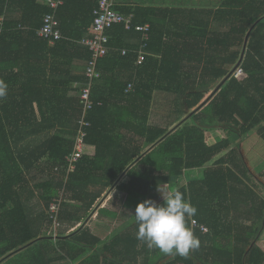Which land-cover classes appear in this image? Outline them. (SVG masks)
<instances>
[{
  "label": "trees",
  "instance_id": "16d2710c",
  "mask_svg": "<svg viewBox=\"0 0 264 264\" xmlns=\"http://www.w3.org/2000/svg\"><path fill=\"white\" fill-rule=\"evenodd\" d=\"M43 1L0 0V80L8 86L0 99V264H52L79 259L90 249L96 253L82 264L91 259L95 264H264L257 245L264 232V199L238 154L249 134L264 142V0H221L202 10L110 0L116 12L133 15V25L150 26L148 54L137 62L140 34L124 26L107 31L111 51L97 61L98 78L91 82L84 152L66 178L65 157L82 118L80 95L89 83L85 69L91 55L81 40L89 35L100 0H64L55 12L60 40L36 35L43 17L52 13ZM77 11L79 25L72 19ZM77 61L85 68L73 76ZM156 93L171 96L164 128L148 125ZM220 125L231 136L208 145L206 131ZM196 169H203L202 176L176 190L197 209L187 226L199 248L187 257L148 248L135 237L136 204ZM112 188V209L99 208L96 219L110 223L120 209L131 213L102 242L91 234L93 224L84 223ZM35 198L44 210L32 219L25 205ZM58 199V221L85 226L52 241L47 210ZM191 219L208 233L191 229Z\"/></svg>",
  "mask_w": 264,
  "mask_h": 264
},
{
  "label": "built area",
  "instance_id": "2783aa9c",
  "mask_svg": "<svg viewBox=\"0 0 264 264\" xmlns=\"http://www.w3.org/2000/svg\"><path fill=\"white\" fill-rule=\"evenodd\" d=\"M43 3L52 10V13L46 14L43 17L42 26L36 32V35L39 38L49 40L63 39V36L58 28L59 23L56 19L55 12L59 7L63 6L64 0H44ZM113 7V3L110 0H100L98 2L97 8L93 12L94 19L92 26L88 30L89 35L81 40V45L84 46L91 55V62L85 69V77L88 79L89 83L85 86L80 95L82 118L79 122L80 128H78L77 131L73 150L65 157V162L67 165L65 178L70 172L75 170L76 164L81 159L84 152L85 133L82 130V127L84 128L89 126V124L83 121V117L85 116L86 112L92 108L90 100L91 82L92 79L98 78V73L96 72L97 61L106 56L109 51H111V48L109 47L107 31L111 30L115 26H124L126 31H134L140 34V44L137 51L134 52L137 56V62H142L144 57L148 54L146 48L150 38V26L148 24L133 25V15L125 16L116 12ZM2 21L3 18H0V25ZM126 54V50L121 51L122 56H125ZM131 90L132 85L129 84L125 92L129 93ZM55 171L57 172V169H55ZM61 201V199L54 200L49 205L47 210L49 219L52 221L51 236L54 238L57 236V228L60 226L58 215L60 212ZM190 227L193 230H198L201 234L208 233L206 226L199 224L194 219H191Z\"/></svg>",
  "mask_w": 264,
  "mask_h": 264
},
{
  "label": "clouds",
  "instance_id": "9594fccd",
  "mask_svg": "<svg viewBox=\"0 0 264 264\" xmlns=\"http://www.w3.org/2000/svg\"><path fill=\"white\" fill-rule=\"evenodd\" d=\"M7 95L8 86L0 80V99ZM196 212L195 206L178 190L162 195V203L145 199L136 204L131 213L137 225L135 237L148 248L187 257L200 246L199 239L187 226L188 218L195 216Z\"/></svg>",
  "mask_w": 264,
  "mask_h": 264
},
{
  "label": "rangeland",
  "instance_id": "374dc122",
  "mask_svg": "<svg viewBox=\"0 0 264 264\" xmlns=\"http://www.w3.org/2000/svg\"><path fill=\"white\" fill-rule=\"evenodd\" d=\"M174 2H178V0H173ZM208 3H220L221 0H201ZM116 5H124V4H145L149 3H169V0H113ZM241 76L239 73H236V76ZM208 95L206 96V98ZM171 96L167 94H155V98L153 100V108H152V125L158 127H167V122L170 121L171 115ZM206 143L209 145L214 144L218 139H229L231 136L230 129L224 125H220V128H214L206 131ZM234 147V146H233ZM238 154L241 157L243 165L247 167L251 174L252 182L255 186H257V192L259 197L264 199V142L259 139L256 134H249L248 137L240 143V147L238 149ZM203 169H196L192 171L185 172L181 178L173 179L169 184L158 187V190L152 192L149 195V199L156 201L157 203L162 202V195L166 194L167 191L176 190L179 187L185 185L191 178H200L202 176ZM162 194V195H161ZM39 208L36 207L35 211H38ZM130 215L128 213H124L123 216L119 218V224L123 221L129 219ZM60 223V222H59ZM97 224L96 222H94ZM76 226H79L77 224ZM83 226V225H82ZM67 226L60 223V226L57 228V232H65ZM52 229V226H51ZM257 245L264 249V232L260 236L257 241ZM262 249V250H263Z\"/></svg>",
  "mask_w": 264,
  "mask_h": 264
},
{
  "label": "crops",
  "instance_id": "0c3cea01",
  "mask_svg": "<svg viewBox=\"0 0 264 264\" xmlns=\"http://www.w3.org/2000/svg\"><path fill=\"white\" fill-rule=\"evenodd\" d=\"M217 4L218 3H208V2H205V1L203 2L201 0H178V2H174L173 0H169V3L156 2V3L152 4V3L147 2V3L142 4V5H140V4H132V3L128 4L127 3V4H124V6H127V5L130 6L131 5V6H134V7L137 6V7H143V8H166V9L202 10V9H214V8H216ZM78 14H79V12L77 11V13L72 18L73 22L75 23V25H79L80 24V20H76L77 17H75ZM14 17L15 18H19V15L16 13L14 15ZM67 21H68V19H67ZM125 42L126 43H131L129 40L125 41ZM84 68H85V64L83 62H80V61L75 62L74 67H73V71H72L73 76L74 75H82L83 71H84ZM75 85L76 84H74L73 86H75ZM152 106H153V101L151 102L150 111H149V117H148V125L151 126V127H152V108H153ZM129 136L130 135L128 134L127 137H129ZM263 163H264V161H263ZM263 167H264V165H263ZM120 180H121V178H119L116 182H114L112 184V187L114 188L119 183ZM105 182H106V180H105ZM113 188L110 191H108L106 194H104L103 198L100 201H98V203L95 206L94 212L91 214V216L84 223L85 225H88L90 223L93 224V226L91 227L92 228L91 234L94 237H96L99 240H101L102 242H107L112 237L113 233L119 228L118 224H119L120 216L124 215V212H122V210L120 209L119 215H118V218H117L116 221L108 223V222H105V221L100 222V221H98L96 219L97 211H98L99 208L109 207V208L112 209V205L111 206L109 205V201L112 200L111 199L112 196L110 195V193L112 192ZM39 202L40 201L37 200V198H35V199L31 200L30 202L26 203V205H25L27 214L32 219L35 218L36 216H39V214H41V210H44L42 204L39 203ZM36 207L39 208L38 211H35ZM113 210H114V208H113ZM125 213L130 214L131 212L130 211H126ZM94 222H96L97 224H95ZM121 223H123V222H121ZM66 226H67V228H66L67 230L65 232L64 231L61 232V233L60 232H56L57 236L58 235L64 236V237L70 236L72 233H74L80 227V226L72 227V226H68V225H66ZM81 229H82V227H80V230ZM51 233H52V229L50 228L47 231V234L49 236H51ZM56 238L57 237H55V238L52 237V241L57 240ZM262 251L264 252V249ZM95 253H96V249H90L86 254H84L83 257H81L79 259L70 260V259L66 258V259L61 260V261L60 260L59 261H55L52 264H82V262L84 260H88V258L90 256H93ZM104 257H107V256H104ZM96 261H97L96 259H94V260L91 259V264H95Z\"/></svg>",
  "mask_w": 264,
  "mask_h": 264
},
{
  "label": "water",
  "instance_id": "95a60500",
  "mask_svg": "<svg viewBox=\"0 0 264 264\" xmlns=\"http://www.w3.org/2000/svg\"><path fill=\"white\" fill-rule=\"evenodd\" d=\"M233 72H231L228 77L223 81L221 82L216 88L215 90L200 104V106L198 108H196L194 110V112H198L199 110H201L206 104L207 102L220 90V88L223 86L224 82L232 75ZM182 122H180V124L178 125H181ZM83 227V226H81ZM69 236H66V237H63L61 239H67ZM16 253V252H15ZM12 255V254H11ZM10 255V256H11Z\"/></svg>",
  "mask_w": 264,
  "mask_h": 264
}]
</instances>
